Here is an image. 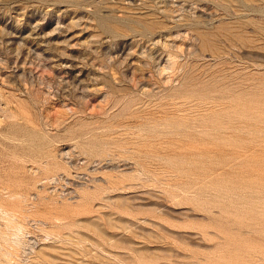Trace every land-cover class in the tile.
<instances>
[{
  "label": "rangeland",
  "instance_id": "374dc122",
  "mask_svg": "<svg viewBox=\"0 0 264 264\" xmlns=\"http://www.w3.org/2000/svg\"><path fill=\"white\" fill-rule=\"evenodd\" d=\"M0 264H264V0H0Z\"/></svg>",
  "mask_w": 264,
  "mask_h": 264
},
{
  "label": "clouds",
  "instance_id": "9594fccd",
  "mask_svg": "<svg viewBox=\"0 0 264 264\" xmlns=\"http://www.w3.org/2000/svg\"><path fill=\"white\" fill-rule=\"evenodd\" d=\"M19 238V233H17L16 236H14L12 239L15 240V239H18Z\"/></svg>",
  "mask_w": 264,
  "mask_h": 264
}]
</instances>
